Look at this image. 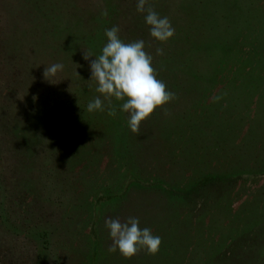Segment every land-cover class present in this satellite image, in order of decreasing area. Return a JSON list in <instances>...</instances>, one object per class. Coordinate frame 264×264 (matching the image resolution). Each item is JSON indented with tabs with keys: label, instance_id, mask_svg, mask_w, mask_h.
Segmentation results:
<instances>
[{
	"label": "trees",
	"instance_id": "obj_1",
	"mask_svg": "<svg viewBox=\"0 0 264 264\" xmlns=\"http://www.w3.org/2000/svg\"><path fill=\"white\" fill-rule=\"evenodd\" d=\"M137 2L0 0V264H264V0H148L167 42ZM113 26L175 93L139 134L123 101L87 111L103 97L83 53ZM129 217L157 254L108 251L105 220Z\"/></svg>",
	"mask_w": 264,
	"mask_h": 264
},
{
	"label": "clouds",
	"instance_id": "obj_2",
	"mask_svg": "<svg viewBox=\"0 0 264 264\" xmlns=\"http://www.w3.org/2000/svg\"><path fill=\"white\" fill-rule=\"evenodd\" d=\"M136 10L145 14V23L150 26V36L159 42H167L175 34L168 17H161L150 5L148 0H138ZM107 16V10L101 13ZM120 28L113 26L105 30L107 43L98 56L84 52L83 58L90 60L91 79L96 83V92L101 94L87 105L88 112L104 111L105 101L109 116L116 115L112 104L113 98L123 101L121 110L129 114L128 126L134 134H139L140 124L148 119L158 108L175 99V93L166 89V85L157 78L156 69L152 65L153 56L145 51V42L136 40L124 42L120 38ZM163 49L157 48L156 55H163ZM62 64L46 66L43 76L50 81ZM77 75H79L77 73ZM223 95H226L224 93ZM223 95L212 97L213 102H219ZM105 227L109 230L112 244L109 252L119 253L126 259L135 256L141 250L149 255H155L160 250L161 237L153 235L151 229L141 228L138 218L129 217L125 222L119 218H107Z\"/></svg>",
	"mask_w": 264,
	"mask_h": 264
},
{
	"label": "rangeland",
	"instance_id": "obj_3",
	"mask_svg": "<svg viewBox=\"0 0 264 264\" xmlns=\"http://www.w3.org/2000/svg\"><path fill=\"white\" fill-rule=\"evenodd\" d=\"M254 188H256L255 185H249V186L245 185L244 190L247 189L248 191L251 192V191H253ZM245 199H246V196L239 197V195H238V197L237 198L235 197L234 200H233V206L237 207Z\"/></svg>",
	"mask_w": 264,
	"mask_h": 264
}]
</instances>
